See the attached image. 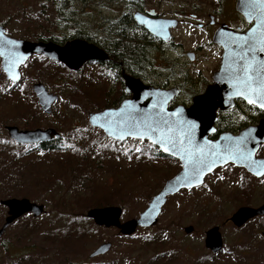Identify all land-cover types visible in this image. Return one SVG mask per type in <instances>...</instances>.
I'll return each mask as SVG.
<instances>
[{"label":"rangeland","instance_id":"obj_1","mask_svg":"<svg viewBox=\"0 0 264 264\" xmlns=\"http://www.w3.org/2000/svg\"><path fill=\"white\" fill-rule=\"evenodd\" d=\"M106 1L101 4V0H0V24L14 39L35 42L39 41L37 37L52 35L69 41L76 29L91 34L99 26L105 28L103 21L131 15L136 8L129 0ZM138 1L146 4V8L155 9L160 3L176 0ZM216 65V59L208 57L194 65L186 63L185 68L208 78ZM56 67L37 64L35 60L25 64L20 70L23 79L19 87L0 99V200L26 198L44 208L40 216L26 214L5 230L0 238V264H264V216L250 220L241 228L226 223L237 208H258L264 204V178L252 179L233 165L217 169L200 187L167 198L157 223L151 228L137 229L131 236H122L113 228L97 227L87 219L85 214L91 208H85L87 204L83 203L92 192L95 199L108 196V206L121 208V222L137 218L179 169L175 166L177 162L168 156L149 157L152 151L146 145H142L138 154L134 148L130 155L122 153L117 158L102 151L101 145L107 141L101 139L98 129L88 125L87 117L103 108L111 87L100 80L94 66L84 68L76 77L64 71L52 77ZM198 76L190 74L191 79ZM38 82L57 96L50 115L36 114L38 106L31 86ZM2 86L0 82V90ZM96 86L99 89L95 91ZM74 87L82 89V96L73 97ZM115 89L118 91V86ZM35 120L39 126L28 129L53 127L65 136L80 132L78 142L86 150V156L77 152L79 156L75 157L68 175L58 171L51 178L50 173L53 161L72 158L67 151L47 155L39 161L36 148L23 146L31 154L13 162L12 158H16L13 153L19 148L9 140L5 127L27 130L25 126ZM258 156H264V145ZM242 185L247 188L243 189ZM5 216L6 209L0 205V226ZM31 220L38 228L32 233L28 227ZM78 226L86 229L85 236L77 234ZM189 226L193 230L186 234L184 228ZM213 226L219 228L223 242L222 250L216 255L204 247L205 232ZM102 243L111 244L109 251L89 259Z\"/></svg>","mask_w":264,"mask_h":264},{"label":"water","instance_id":"obj_2","mask_svg":"<svg viewBox=\"0 0 264 264\" xmlns=\"http://www.w3.org/2000/svg\"><path fill=\"white\" fill-rule=\"evenodd\" d=\"M260 11H253L249 0H236L235 9L252 26L244 33L238 34L226 28L218 30L213 42L222 48V55L218 70L212 76V83L205 91L192 99L189 107L176 106L170 110L167 104L172 99L175 91H159L141 84L140 81L124 76L125 91L132 97L123 101L119 107L104 109L100 112L89 113L87 123L91 128L99 129L103 135L113 141L123 142L125 140L146 141L156 147L164 156H168L179 163L180 169L171 178L167 179L161 189L155 194L146 208L135 219L121 222L122 210L117 206H108L89 209L85 216L95 226L105 229H116L122 236H131L137 229H147L153 227L160 216L161 210L165 205L167 198L174 196L182 190H191L200 187L206 176L214 170L226 165H233L236 168L244 169L250 175L260 178L264 176V157L256 158V152L264 144V119L260 120L256 126L247 127L238 134L222 133L215 140L209 138L214 133V124L216 121V112L229 110L233 107L236 100H242L249 104L244 95H236L237 89L243 88V85L235 83L231 71L234 66L232 57L239 51L236 45L241 44L248 36L264 35V5L257 4ZM251 12V14H249ZM134 20L140 26H143L151 35L159 36V29L167 21L150 20L140 13H134ZM33 55H41L50 61L62 64L69 71L77 72L81 67L91 61H103L107 57L94 45L81 39H72L63 45L44 41H26L14 39L4 35V30L0 26V59L1 70L5 79L14 86L20 80V67ZM22 59H17V58ZM257 60L264 61V52L256 53ZM17 78L13 82L11 77ZM32 93L36 99L37 105L44 115L51 114V106L57 101V96L49 93L41 83H34L31 86ZM253 99L255 97L253 96ZM155 105V107H153ZM264 112L258 105L249 104ZM164 109L165 119H170L173 127L171 133L164 131L163 135L176 141V148L173 150L169 146V151L162 150L159 144L153 141L157 138H163L160 132L155 136H145L143 140L133 138L130 135H124L126 121L129 115L144 114L155 115L160 108ZM172 113H176L172 116ZM194 124L191 129V143L180 144L179 137L182 133H187L188 125ZM10 140L19 145L45 144L60 138L59 133L53 128L19 130L14 126L6 127ZM123 136V138H121ZM230 147H239L249 159L239 154L227 155V149ZM193 148H203L205 152H216L217 156H209V160L215 163L209 171L205 168L199 177V183L192 188L182 186L185 177V159L187 153ZM186 150L185 159H181V150ZM175 151V154H173ZM255 161L256 163H252ZM262 173L256 175L257 172ZM0 205L6 209V216L0 226V238L5 230L17 219L26 214L36 218L44 212L42 205L32 203L26 198H9L0 200ZM264 216V204L258 208L242 206L226 220L235 228H241L248 221ZM192 227L184 228V232L189 234ZM223 246L222 237L217 226L209 228L205 232L204 247L211 253L217 254ZM110 243H102L96 247L88 256L89 259L102 256L109 251Z\"/></svg>","mask_w":264,"mask_h":264},{"label":"flooded vegetation","instance_id":"obj_3","mask_svg":"<svg viewBox=\"0 0 264 264\" xmlns=\"http://www.w3.org/2000/svg\"><path fill=\"white\" fill-rule=\"evenodd\" d=\"M160 1L163 2V0ZM129 2L136 8L129 15L133 22L129 20L130 23L123 36L126 42H120L118 40L119 37L115 35V31L106 30L99 26L95 31V42L92 45L101 50L107 58L103 61L87 62L79 70L81 73L84 68L94 66L98 70L97 74L100 80L103 83H107L108 87H111L108 91V104L111 105L105 106L97 112L104 109L117 108L123 101L132 97L130 93L125 91L124 76L138 80L142 85L159 91H175V96L167 104L168 110L176 106L189 107L192 99L202 94L211 85L212 76L219 68L222 48L213 42L215 33L226 28L242 34L252 26V23H247L236 11V0H176L169 4L160 3V5H156L155 9L152 7L146 8V4L140 3L138 0H129ZM134 13H140L150 20L167 22L162 24L159 29V36H153L143 26L136 23L133 17ZM115 14L116 16L119 15L118 12ZM0 26L3 28L1 24ZM3 30L4 35L10 37L6 34L4 28ZM39 57L44 58L41 55ZM208 57H214L217 61V65L210 72L208 78L203 77L199 71L191 73L185 68L186 63L194 65L201 59H207ZM179 60L186 63L181 64ZM190 74H198L199 76L191 79ZM0 82L3 85L0 90V99L9 91L17 88V85L13 86L5 79L1 66ZM4 86L6 89L3 91ZM117 86L118 91L115 89ZM98 89L99 87L96 86L95 91ZM228 111H230L228 116L232 118L233 123H224L223 129L219 130L217 127V122H219L217 116ZM262 119H264V112L242 100H236L231 109L216 112L214 133L209 138L215 140L222 133L238 134L247 127L256 126ZM47 128L53 127L40 129ZM10 141L13 142L12 140ZM43 145L32 144L30 147L37 150L42 149ZM258 152L259 150L256 152L255 157L263 158L264 156H258ZM241 170L252 179L259 180L264 178V176L256 178L244 169Z\"/></svg>","mask_w":264,"mask_h":264},{"label":"snow or ice","instance_id":"obj_4","mask_svg":"<svg viewBox=\"0 0 264 264\" xmlns=\"http://www.w3.org/2000/svg\"><path fill=\"white\" fill-rule=\"evenodd\" d=\"M252 5L253 11H260L257 8V4L264 5V0H249ZM251 14V12L249 13ZM239 51L235 52L232 60L234 66L231 71L235 83L237 85H243V88L237 89L236 95H244L249 104L258 105L261 109H264V61L257 60L256 53L264 52V35L248 36L241 44L236 45ZM22 59V58H17ZM17 77L13 75L11 79L13 82ZM253 96L255 99H253ZM155 107V105L153 106ZM163 107L160 108L159 112L155 115L144 114L129 115V119L126 121V129L123 130L124 135H130L134 139L139 138L143 140L147 136H155L157 132L161 133L163 138H157L153 141L154 144H159L163 151H169V146L174 150L176 148V141L170 139L168 136H164L165 130L171 133L173 127L170 123V119H165ZM175 116L176 113H172ZM194 124L188 125L187 133H182L179 137L180 144L191 143L190 133L191 129L194 128ZM123 138V136H121ZM136 151H140L139 148ZM186 150H181V159H185ZM175 154V151H173ZM239 154L244 156L246 159L250 158V155H246L239 147H230L227 149V155ZM188 158L185 159L187 165L185 169V177L182 182V186L192 188L198 185L199 177L205 168L209 171L214 165V160H209V156H218L216 152H205L203 148H193L191 152L187 153ZM252 163H256L252 161ZM259 171L256 175H261Z\"/></svg>","mask_w":264,"mask_h":264},{"label":"trees","instance_id":"obj_5","mask_svg":"<svg viewBox=\"0 0 264 264\" xmlns=\"http://www.w3.org/2000/svg\"><path fill=\"white\" fill-rule=\"evenodd\" d=\"M85 1V0H84ZM103 3L101 4H105L107 3L106 0H101ZM113 2V1H111ZM110 2V3H111ZM100 4V5H101ZM131 16H125V14H122V15H119L117 18H113V19H108V20H105L103 21L102 23V26H105V29H110L112 31H115V35L118 36V40L120 42H126L124 40V34L126 33V30H127V26L129 25L130 21L133 22L131 20ZM130 20V21H129ZM73 35L71 37H69L68 39H82V40H85L86 42L88 43H91V44H94V35L96 34L95 31H93L91 34H82L81 32L78 31V29L74 30L73 31ZM37 40L39 41H44V42H53L55 44H64L66 41H67V38H61V37H55V36H50V37H37ZM36 61L37 64L39 63H44V64H55L57 65L58 67L54 68L55 70H53V72L51 73V76L54 77L55 74L57 72H61V71H64L67 75H71V76H78L79 75V71L78 72H71L69 70H67L66 68H64L62 65L60 64H57V63H54V62H48V61H45L43 58L39 57V56H33L32 58H30L27 62H26V65H30V62L31 61ZM23 78H21L22 80ZM21 86V85H20ZM82 85L80 84L78 87H81ZM19 87V85L17 86V88ZM81 90H79L77 87H74L73 88V91H72V95L74 98H77L79 97V94L82 96L81 94ZM23 92V91H22ZM24 93V92H23ZM78 95V96H77ZM92 98V96H89ZM109 101H107L105 103V105H103V107L105 106H110L111 104H108ZM38 108V107H37ZM36 108V109H37ZM101 109V108H100ZM99 109V110H100ZM37 115H41L42 116V113L41 111L39 110V108L37 109V112H36ZM35 115V116H37ZM230 111L228 112H225V113H222V114H219L217 117V119L219 120V122H217V127L219 130H222L223 126L225 125L224 123H227V124H231L233 123L232 121V118L230 116ZM39 126L38 123H37V120L33 121V124L32 125H27L25 126L27 129L28 128H33V127H37ZM57 131L59 132V129H57ZM79 138H81V135H80V132H77V135L76 136H65V135H62L60 134V138L57 139V140H53L51 143L49 144H44L42 146V149H37L36 150V159L37 160H41L42 158H45L47 157V155H56L57 153L59 152H69L71 153V156L72 158L71 159H68L66 158L64 160V162H60V161H53V169L52 171L50 172L51 173V178L54 177L56 175V173H58V171L60 172V174H67L68 175V171L69 170H72V165L74 163V159L76 156H79L78 153H80L79 151H81V155L82 157L86 156V150L83 149L80 145H79ZM101 139L107 141V144L105 145H101L103 147V149H101L102 151H106L109 153V155H113L114 157H119L120 154L122 153H126L127 155H130L134 148H135V153L138 154V151H136L137 148H141L142 145H146L149 150L152 151V153L150 152L148 154L149 157H151L152 159L154 158H157V157H162V155L160 154L159 150L155 147H153L152 145L150 146L149 144L147 143H144V142H140L138 140H129V141H123V142H115V141H112L110 139H107L106 137H104L103 135H101ZM13 145L16 147H18V151H14V155L16 158H12V160H14L13 162L16 161L17 158H23V157H28L30 154H31V151H29L28 149H24L23 150V146H20V145H16L13 143ZM110 145L112 147H110ZM44 147V148H43ZM80 147V148H79ZM26 148H30L29 146H26ZM47 148H49L47 150ZM141 151V149H140ZM139 151V152H140ZM78 152V153H77ZM122 156V155H121ZM84 159V158H83ZM86 159V158H85ZM137 161L139 162L140 159L138 158ZM86 162V160H85ZM15 164V163H14ZM79 167L82 166V164H78ZM87 166V165H86ZM175 166H177V170L179 169V164L178 163H175ZM63 167L65 170H63ZM176 172V171H175ZM43 186L45 187L44 189L47 190L48 189V185H46L45 183L43 184ZM243 189L247 188L246 185H242ZM92 196H94V192L91 193ZM89 197L88 199L85 200V202L83 204H87L85 205V208H92V207H102V206H108L110 205V202H109V197L108 196H103V197H99L97 199H95V197ZM94 199V200H92ZM89 203V204H88ZM16 222V221H15ZM34 220H31L29 222L28 226L29 227V231L32 233V232H35L38 228H36V226L34 227L33 224H34ZM75 231H77V234L79 236H81L82 234H84V236L86 235V229L78 226ZM73 231V232H75ZM76 233V232H75ZM83 236V237H84Z\"/></svg>","mask_w":264,"mask_h":264}]
</instances>
